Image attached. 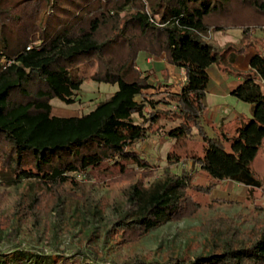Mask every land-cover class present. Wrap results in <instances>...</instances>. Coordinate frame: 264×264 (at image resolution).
Masks as SVG:
<instances>
[{"label": "trees", "instance_id": "1", "mask_svg": "<svg viewBox=\"0 0 264 264\" xmlns=\"http://www.w3.org/2000/svg\"><path fill=\"white\" fill-rule=\"evenodd\" d=\"M120 11L124 16L118 24ZM229 28H238L242 38L264 28V0H0V166L15 181L27 182L25 211L37 215L45 205L66 203V193L78 183L76 175L105 163L122 170L132 164L150 175L153 164L133 144L146 138L160 119L176 121L165 131L169 139L200 137L202 153L190 155V161L210 180L193 185L197 190L208 192L215 181L230 178L264 193V180L248 167L264 135V53L249 56L247 69L237 72L241 81L230 89L249 103L251 112L234 135L222 132L230 139V151L202 126L207 66L230 67L250 41L216 48L200 33ZM139 51L163 53L167 63L181 67L179 88L159 90L155 98L148 95L149 74L135 65ZM92 55L98 60L94 72L87 60ZM92 74L98 82L116 83V89L86 112L52 113L53 97L75 101ZM176 161L175 153L166 154L167 163ZM139 177L125 185L123 203L112 204L116 214L105 227L103 244L110 226L121 239L133 242L164 221L196 211L198 202L187 193L189 171L164 169L148 182ZM40 188L48 193L45 199ZM195 229L204 233V242L191 256L138 254L95 261L80 250L78 257L62 250L33 251L12 236L14 247L0 251V264H264V222L245 227L212 212L200 217ZM93 233L86 232V239Z\"/></svg>", "mask_w": 264, "mask_h": 264}, {"label": "rangeland", "instance_id": "2", "mask_svg": "<svg viewBox=\"0 0 264 264\" xmlns=\"http://www.w3.org/2000/svg\"><path fill=\"white\" fill-rule=\"evenodd\" d=\"M123 16V11H120L117 16L118 24L122 22ZM112 24L111 19L106 29L112 28ZM253 30L262 31V34L256 36L254 34L251 42L253 40L257 43L261 39L264 40V28ZM238 31V28L210 30L200 33V35L214 44L215 40L220 38L219 34H222L220 32H223L224 37L230 39ZM247 39L248 37H240L239 42H247ZM239 42L235 43L238 44ZM214 47L219 48L215 45ZM119 53L120 51L116 55ZM145 57H149L150 60L161 58L166 62L163 53L155 56L149 51H139L135 63L136 67L137 63L141 68L150 66ZM87 60L92 72H94L98 64L96 56H88ZM141 71L144 73V70ZM92 76L93 74L87 77V81H83L87 86L84 87L87 92L91 91L93 93L97 88L99 92H102L106 88L114 89L117 86L116 83L98 82ZM158 91L154 93L157 94ZM104 97L101 93L93 97L86 94L82 97L77 96L76 100L71 103L53 97L50 101L52 113L58 115L83 113L92 107L96 99ZM219 102L221 105L230 107L237 116L220 124L216 121L210 124L202 117V126L208 135L218 136L223 148L230 151V139L224 138L222 132L227 136L236 133L237 128L242 126L251 115L248 110L249 103L236 99L231 95H229L228 100L221 99ZM168 121L170 120L160 119L155 121L149 128L150 133L148 136L145 139L137 140L133 144V147L142 152L147 160L153 164L154 169L150 175L144 174L141 169L132 164H125L124 170L110 162L97 168H90L87 174L78 173L76 175L78 183L73 189L71 188L70 192L66 193L68 194L66 203L56 208L45 205L37 215L25 211V204L23 203L27 202V182L24 180L15 181V176L8 169L0 166V251L12 249L14 247L12 242L16 240L20 241L24 248L33 251L43 250L48 254H57L59 250H62L64 254H73L78 257L80 254H77V252L80 250L89 259L95 261H106L109 258L120 261L138 254L146 257L162 258L167 253L178 252L185 256H191L193 252L201 249L204 242V233L197 232L195 229V225L198 224L199 218L202 216L212 212H221L245 227H249L251 223L264 222V193L258 186L247 185L239 181L243 183L242 185L231 181L230 178L215 181L208 192L197 190L193 186L205 184L210 180L204 170L197 167L193 168L190 161V155H200L202 153V141L197 134L177 140L169 139L165 134H159L160 138L158 137L157 140L152 132L163 127L164 123L167 124ZM166 126L169 127L171 124L168 123ZM172 152L176 154L177 161L176 163H167L166 154ZM248 167L255 178L264 180V135L255 154L249 160ZM164 169L172 173H179L182 170L189 171L190 181L187 193L193 200L198 202L196 211L176 220L164 221L151 229L141 239L133 242H126L121 239L117 230L110 226L107 231L110 232L109 238L103 244L102 235L106 229L105 227L109 226L116 214V209L112 204L120 205L123 203L121 195L124 193L125 185L140 178L139 176L143 177L144 182H148L153 177L160 176ZM244 176H246L245 173L239 175L241 179H245ZM39 193H42L41 199L48 196V193L43 191L42 188H40ZM23 196L25 201L22 200ZM40 204H43V202ZM40 204L38 203V208ZM94 206H97L98 210L94 211ZM90 231L94 233L91 240H87L85 234ZM6 232H11V234L5 235ZM13 232L17 233L14 234ZM12 236L15 237L13 241ZM91 249L95 252H92Z\"/></svg>", "mask_w": 264, "mask_h": 264}, {"label": "crops", "instance_id": "3", "mask_svg": "<svg viewBox=\"0 0 264 264\" xmlns=\"http://www.w3.org/2000/svg\"><path fill=\"white\" fill-rule=\"evenodd\" d=\"M220 33H222V34H219L220 38L218 40H215L214 42L215 46L221 47L227 42L235 43V42H239L240 40L239 31L237 32L236 35L233 34V37L230 39H227L226 36L224 37L223 32H220ZM254 34L255 36L261 35L262 31L253 30L252 32L248 33L247 41H250V43L248 44V46L245 47V49L242 52L236 54L233 61L230 63V67L226 65L225 68H220L214 62L210 63L207 66L208 79L206 82L205 93L202 98V101L205 106L203 117H204V120L207 121L208 123L211 124L213 121H216L218 124H220L221 122L225 120H231L237 116L236 113H234L230 107L221 105L219 100L221 99L228 100L229 95L233 96L230 93V89L234 85H236L238 82L241 81L242 78L239 74H237V72L247 69L249 56L255 51L264 53V40L263 39H261L257 43L254 42L253 40L251 42V39H253ZM145 59L147 62H149L150 66H148L147 68H141V66L137 63V68L144 70V73L149 74L148 80L151 86L145 89L148 95L152 93L151 96L155 98L158 95L154 93L155 91L162 90L163 88H166L167 90H170V91H176L179 88L180 84L183 82V77H184L183 69L181 67H177L172 64H169L163 61L161 58H152V60H150V58L148 59L145 57ZM87 79L88 78H86L85 81H87ZM84 82L81 84V88L77 92L78 97H82L86 94L89 97L91 96L93 97V96L100 95V93L102 94V96L106 97L112 91L116 89L114 87H113L114 89L106 88L102 92H99L97 88L94 90L93 93L90 90H89L90 92H87V90H85L86 88H84V87H87L84 84ZM89 87L90 89H92L91 86ZM95 91H98V92L96 93ZM99 99L100 98L96 99L95 103ZM95 103L92 105V107L95 105ZM147 108H149V106H146V109ZM248 110L250 112V107ZM133 117L135 118L136 121L140 120V117L136 113L133 114ZM175 122L176 121H168V123H170L171 125H173ZM167 124L164 123L163 127H160V129H158L157 131L155 130L152 132L153 135L157 137V140L161 134H165V131L168 128V126H166ZM231 181H234V182H237L243 185V183L239 181H235V180H231Z\"/></svg>", "mask_w": 264, "mask_h": 264}, {"label": "built area", "instance_id": "4", "mask_svg": "<svg viewBox=\"0 0 264 264\" xmlns=\"http://www.w3.org/2000/svg\"><path fill=\"white\" fill-rule=\"evenodd\" d=\"M149 59V57H147Z\"/></svg>", "mask_w": 264, "mask_h": 264}]
</instances>
